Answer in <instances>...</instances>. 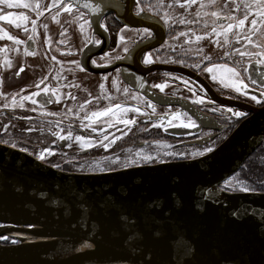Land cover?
<instances>
[{
	"label": "water",
	"instance_id": "water-1",
	"mask_svg": "<svg viewBox=\"0 0 264 264\" xmlns=\"http://www.w3.org/2000/svg\"><path fill=\"white\" fill-rule=\"evenodd\" d=\"M75 1L89 10L112 8L109 0ZM125 21L143 24L131 12ZM158 45L142 43L129 57ZM88 54L82 63L93 72L123 65L93 68ZM247 109L252 116L205 156L108 173L64 172L0 143V230L59 244L30 264H264V193L219 188V198L203 195L237 173L264 140V107ZM29 259L21 243L0 242V264Z\"/></svg>",
	"mask_w": 264,
	"mask_h": 264
},
{
	"label": "flooded vegetation",
	"instance_id": "flooded-vegetation-1",
	"mask_svg": "<svg viewBox=\"0 0 264 264\" xmlns=\"http://www.w3.org/2000/svg\"><path fill=\"white\" fill-rule=\"evenodd\" d=\"M38 1L42 5L40 11H36V8H34L32 4H29V7H32L29 8V37L23 42L24 51H26L27 54L29 52L34 53L33 55L28 54L29 61L30 59L32 60L40 56L41 45L47 46L49 43V41H41L36 35L40 33L33 31L34 27L32 28V23L34 21L32 20L36 18V12H42L43 14L38 17V21L41 23L38 24L41 28L46 25V20L48 19L47 16L51 13L48 12V5L51 0ZM109 1L112 2L111 9L99 11L95 8L89 10L84 7L87 12L83 13L85 16L83 19L89 26L90 37L88 38L84 49L81 51L80 56L77 57L78 66L80 68L78 72L72 73L71 71L60 70V62L68 56L64 55V53L60 55V53L55 52V48H52L53 53L47 52L43 55L45 59L43 61L44 65L41 66L39 70L32 71V76H29V79L24 78L25 73L28 71V66L25 64H21L14 71L7 72V80L9 79V81H19V83H22L20 86L14 88L13 96L16 97L17 101L23 102L21 105L29 107V109L23 111L24 116L15 115L13 116V119L21 123H29V127H31V130H29L30 132H34V128L37 129L36 135H28L29 141L35 136L39 140L38 142H51L52 144L56 138L63 137L64 139L55 141L57 143L56 148L61 149L67 146L68 139L71 141V137L65 139L69 132L64 130H67L68 128L74 136H76L79 131H81V134L85 131L82 127L77 125L75 127H64L63 129L61 127L54 136H51L52 139H50V135H48L49 129L51 130L53 128L52 126H57L60 123L59 121H55L48 117L47 112L49 108H51V111H56L58 109L62 113L63 109L71 107L75 110L88 109L96 106L107 109L108 107L111 108L110 106L113 105L115 99L120 100L117 101L119 103L127 102L126 100H129L128 93L130 89L133 93L138 94L139 96L138 101L131 103L135 113L127 116L124 114L122 117L117 118L116 122L120 126L124 125L122 122L123 120H132L135 121V123L130 124L131 127L128 129L125 137L126 139H124L121 144L125 143L127 146L140 148L141 144H144V147L151 145L155 146L157 145L156 142L165 139L166 141H169L170 144L168 146H161L159 149L153 150L152 153L161 152L164 154V152H173L180 155L164 158L156 163H149L144 166L188 161L211 153L228 139L241 123L252 116L253 113L247 109L248 105L257 108L264 107V95H262V93H264V63L253 61L248 69L245 70L246 74H244L243 79H245V83L248 84L249 91L246 93H240V96H232L223 92L215 86L207 76L199 72L194 65L189 62L145 63L144 61L147 59L149 53L164 48H162V46H164L165 41L167 40V31L164 22L159 16L154 14L149 13L141 16L138 10L140 0L139 3H137L136 0ZM155 1L156 0H150L148 2L154 3ZM237 5L238 3L236 4L235 0H229L226 4L224 1L221 2L219 0L217 4L219 10L223 11L224 14L226 13V10L231 7H234L232 9L235 12ZM129 12H131L133 18L139 20L140 23L143 24L133 26L128 25L125 20ZM57 20L61 21L60 15H57ZM123 26L129 30H149L150 33L147 37H138V40L136 39L137 41L132 42L131 46L122 55L115 56L121 52L117 51L115 53V30ZM160 26L164 28V38L159 30ZM64 41H59L57 39L56 42L60 45L59 48L65 51L67 48L64 47ZM152 42H155L156 44L158 43L159 45L134 58L129 57V54L134 47L142 43ZM85 53H89L85 56V59L88 60V64L93 68L113 66L120 61H123V65L111 70H105L104 72H93L83 66L82 61ZM181 58H183V55H180V57H177L176 59ZM235 61H239V63L233 64L232 62H229L231 63L230 65L239 69L243 68L244 64H242L243 60L240 59V56H238ZM154 65H164L169 68L156 69L145 73L143 72L146 68ZM21 68H23V71H20ZM115 72H117V76L114 75ZM188 72H192L204 79L221 100H216L212 97L205 86L193 76L189 75ZM29 73H31L30 62ZM165 76L176 77L177 80L173 81L167 90H161L156 81H158L160 77ZM115 82L117 84L116 89L114 85ZM37 85H39V87H37ZM67 87H71L72 90L67 93L59 92L61 90H66L65 88ZM1 89H3L2 85L0 86V91H2ZM45 89H47V91H45ZM114 91L117 92L116 98H114ZM36 93H39V95H36ZM195 93L204 94L207 100H194L193 97ZM24 96L30 97V99L21 100ZM253 97L256 99H253ZM33 100L35 103L32 102ZM236 103H241L245 106L241 104L240 106H237L235 105ZM234 113H243L244 115L237 116ZM7 114L10 115L9 112H7ZM85 115H88V113ZM113 121L114 120L110 119L106 122L107 124H111ZM54 123H57V125ZM156 125L159 126L157 127ZM113 127L114 125H110L109 128L102 127V135L100 137L110 134V136H112ZM71 133L69 135H71ZM95 137L98 138L99 136ZM33 144H36V147H39L38 150H41V147L37 145V143L33 142ZM120 146L114 147V145H111L109 150H116L114 153H117L121 149ZM16 149L30 154L39 159L42 163L53 168L64 172H71L63 167L59 168V166L45 162L40 158L41 155L39 156V152L32 154V152L21 148ZM41 151L44 152H42V154L45 159V154H47L48 150L43 149ZM256 152L253 154V156L255 155L253 158L254 164L258 163L264 167V140L259 145ZM85 153H88V151H85ZM191 154H197V156L189 157L188 155ZM48 156L49 158L51 157V155ZM154 156L156 155L154 154ZM263 180L264 175L259 179H254L252 183L249 182V185L252 188L259 189L257 191L264 193V186L262 185ZM224 186V188H227L223 189L225 191H231L230 189H233L230 185ZM232 192L239 191L232 190ZM1 243L10 244L9 240L2 241Z\"/></svg>",
	"mask_w": 264,
	"mask_h": 264
},
{
	"label": "rangeland",
	"instance_id": "rangeland-1",
	"mask_svg": "<svg viewBox=\"0 0 264 264\" xmlns=\"http://www.w3.org/2000/svg\"><path fill=\"white\" fill-rule=\"evenodd\" d=\"M51 1L48 5V12L51 13L47 16L46 25L41 28L38 24L41 23L38 21V17L43 14L42 12H36L37 16L32 20L34 21L32 23V28L34 27L33 31L40 33L36 35L41 41H49V43L47 46L41 45L40 56L32 60L30 59V61L29 55L24 51L23 42L29 37V8L32 7L19 6L9 9L6 5L0 4V15H8L13 18V22L0 20V37H2L0 38V80H2L0 86L2 85L3 87V89H1L2 91H0V143L27 150L32 152V154L39 152V156L43 152L41 150L47 149L48 152L45 154V159L43 158L45 162L78 173H102L110 170L120 171L138 165L144 166L149 163H156L161 159L180 155L173 152H164V154L161 152L152 153L153 150L170 144L169 141L165 139L156 142L157 145L155 146L151 145L144 147V144H141L140 148L127 146L125 143L121 144L122 141L126 139V134L131 125L124 124L120 126L117 124L116 119L122 117L124 114L126 116L134 114L135 110L132 108L131 103L138 101L139 98L138 94L133 93L130 89L128 93L129 100H126L127 102L119 103L117 101L120 100L115 99L113 105L110 106L113 111L99 119L92 116L94 112H103L106 110L99 106L77 110L71 107L63 109V113L58 109L56 111H51V108H49L48 112H46L47 114L51 113V115H48V117L60 123L58 125L54 123L57 126H52L53 128L51 130L49 129L48 135H50V139H52L51 136H54L61 127L63 129L64 127H75L77 125L82 127L86 132H84L85 134L83 132L81 134V131H79L78 134L74 136L68 128L64 130L69 132V134L71 133V135H69L66 132L67 135L65 139L71 137V141L68 139L67 146L61 149L56 148L57 143L55 141L64 139L61 137L56 138L52 144L51 142H38L39 140L35 136L29 141L28 135H36L37 129L34 128V132H30L29 130H31V127H29V123H21L13 119L15 115L24 116L23 111L29 109V107L21 105L23 102L17 101L16 97L13 96L14 88L20 86L22 83H19V81L14 82L12 80L9 81V79L7 80V72L14 71L21 64H25L28 66V71L25 73L24 78L29 79V76H32V71H37L44 65L43 61L45 59L43 55L47 52L53 53L52 48H55V52L60 53V55L64 53V55L68 56L60 62V70L71 71L72 73L78 72L80 68L78 66L77 57L80 56L81 51L84 49L90 37L89 26L83 19V17H85L83 13L87 12L86 9L78 5L75 0H56L57 7H53V0ZM148 1L150 0H140L138 9L139 14L142 16L150 13L159 16L165 24L167 40L164 46H162V48L164 47L163 49L149 53L147 59L150 56L152 62H189L193 64L199 72L207 76L215 86L228 95L240 96V93L249 91L248 84H246L245 79H243L244 74H246L245 70L248 69L253 61L264 63V17L258 15L259 9L256 0H235L236 4L238 3L237 8H239V11L236 10L234 12L232 9L234 7H231L226 10L225 14L223 11H220L217 6L219 0H215V3H213V0H196V2L191 5L187 4L186 0H156L154 3H149ZM220 1H224L226 4L229 0ZM12 3L19 5L32 4L34 8H36V11H40L42 6L38 0H12ZM181 3H184L185 7H180L179 5ZM68 4L73 6L70 13L63 11L64 7ZM201 4H204L205 7H201ZM37 5H39V7H37ZM245 5H250L251 7L249 8ZM212 12L220 13V18L217 19V17L212 16ZM165 13L168 14L167 18H165ZM245 13L248 15V20L245 22L244 28H240L239 26L235 27L232 32L228 34L227 42H225V36H217L215 34V32H222L229 23L238 25L239 19H242ZM57 15H60L61 21L57 20ZM17 17H27V19H15ZM230 17H235V19H230ZM253 19L257 21L255 31H253L251 25ZM81 25H83V27H81ZM213 29H215V32ZM115 31V53L121 51L120 54L115 56L122 55L131 46L132 42L138 40V37H147L150 33L149 30H129L125 26L119 27V29ZM181 32H186L188 35L181 36ZM5 33H7V35H5ZM197 35L205 38L197 41L195 39ZM8 36L13 37V39L9 40ZM248 36H251L253 43L248 42L246 38ZM56 38L59 41H64L65 39L63 42V44L65 43L64 47L67 48L65 51L59 48L60 45L57 44ZM15 40H20L22 43L16 44L14 42ZM240 53H246V55H241ZM180 55H183V58L176 59L180 57ZM238 56H240V59L243 60L242 64H244L243 68L240 69L231 66V63H229H239V61H235ZM208 57H210V59H208ZM29 62L31 73H29ZM217 65L232 68L238 75H233V73L225 71L224 68L216 67ZM207 68H213V71L208 72L206 70ZM114 75L117 76V72H115ZM213 76H215V79H213ZM175 80H177L176 77L165 76L160 77L156 83L157 85H165L163 90H167ZM114 85L116 89V82ZM237 86L239 90H237ZM65 89L66 90H61L59 92L67 93L72 90L71 87ZM114 93V98H116L117 92L114 91ZM24 97H22L21 100H25ZM193 99L199 101L207 100L204 94L196 93ZM13 100H15V103H13ZM121 109H128V111H121ZM7 112H9L11 116L8 115ZM86 113H88V115H85ZM110 119L114 120L113 123L107 124L106 121ZM110 125H114L112 136H110V134L100 137L102 135V127L109 128ZM95 136H99L100 138H96ZM77 137H83L84 139L82 141L77 140ZM105 137H107V139H105ZM33 142L37 143V145L41 147V150H38L39 147H36V144H33ZM111 145H114V147L121 145L120 151L114 153L116 150H109ZM85 151H88V153H85ZM255 152L247 158L239 171L234 176H231L229 181L222 182V186L221 184L219 185L220 189H227L224 188V185H230L233 188L230 189L231 191L236 190L240 192L241 189L244 188L247 189V191L241 192L263 193L257 191L259 190L257 188L250 187L247 180L242 176L243 173L249 170V164L254 163L253 158L255 155L253 156V154ZM154 154L156 156H154ZM48 155H51V157L49 158ZM188 156L194 157L197 156V154ZM262 185L264 186V180L262 181ZM12 241L13 239H9V243H12Z\"/></svg>",
	"mask_w": 264,
	"mask_h": 264
},
{
	"label": "snow or ice",
	"instance_id": "snow-or-ice-1",
	"mask_svg": "<svg viewBox=\"0 0 264 264\" xmlns=\"http://www.w3.org/2000/svg\"><path fill=\"white\" fill-rule=\"evenodd\" d=\"M136 2L139 3V0H136ZM195 2H196V0H186V3L189 4V5H191V4L195 3ZM213 3H215V0H213ZM0 4L6 5V7L9 8V9H11V8H13V7H19V6L29 7V5H27V4H24V5L13 4V3H12V0H0ZM256 4H257L258 9H259V11H258V15H260L261 17H264V0H256ZM57 6H58V5H57L56 0H53V7H57ZM85 6L87 7V5H85ZM179 6H180V7H185V4H184V3H181ZM200 6H201V7H205L204 4H201ZM245 6H246V7H249V8L251 7L250 5H245ZM37 7H39V5H37ZM72 9H73V6H72L71 4H68V5H66V6L64 7L63 11H65V12H69V13H70V12L72 11ZM236 10L239 11V8H237ZM141 11H142V10H141ZM167 15H168V14L165 13V18H167ZM211 15L217 17V19L220 18V13H218V12H212ZM15 19H23V20H26L27 17H17V18H15ZM230 19H235V17H230ZM0 20L13 22V18L10 17V16H8V15H0ZM247 20H248V15H247V13H245L244 17H243L242 19H239V21H238V25H237V24H233V23H229V24L223 29L222 32H215V29H213V31L215 32V34H216L217 36H220V35L225 36V42H227V36H228V34H229L230 32H232V30H233L235 27H237V26H239L240 28H244V26H245V22H246ZM251 25H252L253 31H255V30H256V26H257V21H256L255 19H253V20L251 21ZM81 27H83V25H81ZM5 35H7V33H5ZM180 35H181V36H187L188 33H186V32H181ZM0 38H2V37H0ZM204 38H205V37H203V36H199V35H197V36L195 37V39H196L197 41H200V40H202V39H204ZM246 38L248 39V42H249V43H253L251 36H248V37H246ZM8 39H9V40H12L13 37L8 36ZM14 42H15L16 44H20V43H22V41H20V40H15ZM189 42H191V41H189ZM237 42H239V41H237ZM257 46H259V45H257ZM28 54H29V55H33L34 53L29 52ZM240 54H241V55H246V53H240ZM53 59H55V58H53ZM208 59H210V57H208ZM144 62H145V63H151V62H152L151 57L149 56L148 59H146ZM258 62H259V61H258ZM216 67L224 68L225 71H227V72H231V73H233V75H238V73H236L235 70L232 69V68H226V67H224V66H219V65H217ZM206 70H207L208 72H212V71H213V68H207ZM20 71H23V68H21ZM213 79H215V76H213ZM0 83H2V80H0ZM37 87H39V85H37ZM158 87H160L161 90H163V88L165 87V85L161 84V85H158ZM237 90H239V87H238V86H237ZM45 91H47V89H45ZM36 95H39V93H36ZM262 95H264V93H262ZM24 99H30V97H24ZM253 99H256V98L253 97ZM32 102L35 103L34 100H33ZM13 103H15V100H13ZM82 107H83V106H82ZM112 111H113V110H112L111 108H108V109H106V110L103 111V112H94V113H92V116H93L94 118H96V119H99V118L102 117V116H106V115H108V114H109L110 112H112ZM121 111H125V112H126V111H128V109H121ZM234 114L237 115V116H242V115H244L243 113H234ZM48 115H51V113H49ZM122 122H123L124 124H126V125H128V124H134V123H135V121H132V120H123ZM156 126L158 127L159 125H156ZM183 126H187V125H183ZM61 138H63V137H61ZM76 139L82 141L84 138H83V137H77ZM105 139H107V137H105ZM40 158H41V159L44 158V157H43V154H41V157H40ZM241 191H247V189L242 188Z\"/></svg>",
	"mask_w": 264,
	"mask_h": 264
},
{
	"label": "bare ground",
	"instance_id": "bare-ground-1",
	"mask_svg": "<svg viewBox=\"0 0 264 264\" xmlns=\"http://www.w3.org/2000/svg\"><path fill=\"white\" fill-rule=\"evenodd\" d=\"M108 172H113V171L110 170V171H106L102 173H108ZM225 181H229V179ZM225 181H223V183ZM218 186H212V187L206 188L203 191V195L209 198H219L220 193H219ZM9 239H13L14 242L16 243L18 242L21 243V245L27 250V252L30 255L29 264L34 261H38L42 258H45L60 250V246L57 243L44 241L42 239H38L37 237L23 234L20 232H14V231L10 232L7 230H0V241H6ZM94 264H134V263L133 262H127V263L102 262V263H94Z\"/></svg>",
	"mask_w": 264,
	"mask_h": 264
},
{
	"label": "trees",
	"instance_id": "trees-1",
	"mask_svg": "<svg viewBox=\"0 0 264 264\" xmlns=\"http://www.w3.org/2000/svg\"><path fill=\"white\" fill-rule=\"evenodd\" d=\"M264 167L262 165L257 164H250L249 170L242 174L243 178L247 180L248 184L249 182L252 183L254 179H259L264 175Z\"/></svg>",
	"mask_w": 264,
	"mask_h": 264
}]
</instances>
